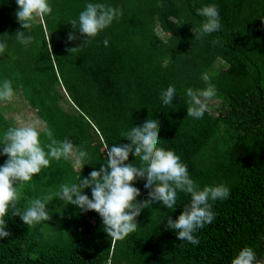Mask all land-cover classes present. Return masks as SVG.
I'll return each instance as SVG.
<instances>
[{
  "label": "trees",
  "instance_id": "1",
  "mask_svg": "<svg viewBox=\"0 0 264 264\" xmlns=\"http://www.w3.org/2000/svg\"><path fill=\"white\" fill-rule=\"evenodd\" d=\"M48 2L52 13L34 25L31 41L19 42L16 56L0 53V84L11 81L13 91L37 111L53 138L68 139L89 154L81 178L100 169L111 146L131 143L122 132L151 118L160 121L158 147L178 155L201 190L223 184L230 194L210 202L215 219L194 233L196 245L177 239V232L167 227L168 219L177 220L191 202L190 194L180 191L174 208L153 203L137 217L134 233L113 241L98 213L84 212L56 195L60 185L78 183L80 172L70 161L49 158V167L20 187L18 208L23 211L31 200L51 197V219L29 227L10 209L5 217L10 236L0 238V264H231L244 247L264 257V0ZM88 3L121 9L123 15L85 45L78 30L69 41L70 21H78ZM212 4L221 28L202 35L206 18L198 10ZM18 10L16 0H0V37L11 27L16 39ZM157 27L169 34L164 46L154 33ZM71 48L79 49L71 54ZM218 58L228 65L220 72L213 67ZM205 73L227 110L217 117L206 110L202 119H194L187 116L186 92L206 89ZM169 86H175L176 96L164 105L160 95ZM60 88L78 116L60 109L65 98ZM1 103L3 139L14 126ZM223 126H235L238 133L230 137ZM40 140L47 152L50 141L44 131ZM218 140L224 147L214 148L203 168L201 153ZM7 160L0 153V166ZM135 162L141 166L130 154L127 163ZM145 183L138 178L133 185L141 192V203L149 198ZM84 194L91 199V188Z\"/></svg>",
  "mask_w": 264,
  "mask_h": 264
},
{
  "label": "clouds",
  "instance_id": "2",
  "mask_svg": "<svg viewBox=\"0 0 264 264\" xmlns=\"http://www.w3.org/2000/svg\"><path fill=\"white\" fill-rule=\"evenodd\" d=\"M16 2L19 6L16 12L17 20L26 30L38 19L43 21L52 13L48 0ZM198 14L206 18L201 29L202 35L220 30V15L215 4L199 9ZM122 15L121 9L103 3H88L85 10L80 12L78 21H70L73 33L69 34L68 39L74 41V33L78 30L86 37L85 45ZM15 38L25 45L32 39L21 31L16 33ZM103 43L108 45L106 39ZM79 48H71L68 51L72 54ZM5 49L6 44L0 42V53ZM202 79L208 85L206 89L189 88L186 92L189 98L187 116L194 119L203 118L209 102L216 95L209 75L203 74ZM175 96V86H169L161 92L160 98L164 105H170ZM13 97L11 81L5 79L0 84V102H10ZM160 130V121L150 118L143 126L122 132L124 139L131 143L111 146L106 153V162L100 169L92 171L90 178L82 179L81 172L86 165L85 161L91 159L82 148H77L68 139L56 140L53 138V132L46 129L44 122L39 120L33 123L21 121L19 126L9 127L0 141V153L8 157L5 164L0 166V238L10 236L5 230V217L9 215L10 209L12 215L20 217L29 227L51 219L47 211V201L51 197L33 199L23 211L18 208V204L20 187L31 182L42 169L49 167V158H52L56 161H70L74 169L80 172L78 183L60 185V191L56 195L84 212L98 213L105 225L104 230L113 241L123 240L134 233L138 228L137 217L143 209L151 207L153 203L162 202L168 209L174 208L177 204V192L180 191L190 194L191 202L184 207L177 220L168 219L167 227L177 232V239L192 245L198 244L199 240L194 233L215 219L210 202L227 199L230 189L220 184L214 187L205 186L201 190L189 177L187 166L181 163L180 157L173 151L158 147ZM41 131L45 132L50 141L46 145L47 152L40 140ZM130 154L139 158L141 166L137 167L136 162L127 163ZM138 178L146 179L145 188L149 190V198L143 203L137 200L141 195L140 190L133 186ZM87 188L92 190L91 199L84 194ZM231 264H264V257L258 258L252 247H244Z\"/></svg>",
  "mask_w": 264,
  "mask_h": 264
},
{
  "label": "rangeland",
  "instance_id": "3",
  "mask_svg": "<svg viewBox=\"0 0 264 264\" xmlns=\"http://www.w3.org/2000/svg\"><path fill=\"white\" fill-rule=\"evenodd\" d=\"M17 20V19H16ZM43 21L41 20H37L33 26L26 30V29H23L21 27V25L19 24L18 20L16 23H13L15 25V27L17 28L18 31H21V32H25V35L26 36H29L28 34L29 33H32L33 32V29H34V25L35 24H39ZM18 24V25H17ZM13 25V26H14ZM0 27H3L1 24H0ZM7 33V36L4 37L2 40H0V42H3L4 44H6V49H5V52L4 54H8L10 56H16V54L18 53L17 49H18V46H19V41L17 39H14L13 36L11 35L12 31H11V27L8 29V32L6 31ZM154 33L157 35V37L161 40L162 42V46H164L166 40L168 39L169 37V34L164 32L160 27H157L155 30H154ZM2 38V37H0ZM227 63L218 58L215 60V63H214V70L216 72H220L224 69L227 68ZM62 89V88H60ZM63 91V95L65 93V91L62 89ZM64 99L63 101L60 102L59 106H60V109L63 111V112H66V113H69L71 114V116L73 117H76L78 116V110L76 108H74L70 98H68V96L64 95ZM1 110H2V113L3 115L6 117V119L9 121V123L11 125H13L14 127L15 126H19L20 122L23 121L24 123H33L37 120L41 121V119L39 118L38 114H37V111L35 109H33L28 103L27 101L21 96V93L16 91L14 92V97L13 99L8 102V101H5L3 103H1ZM207 110L211 113V115L213 117H217L220 112H225L227 110V105L225 104V102L223 100H220L219 98H217L216 96L209 102L208 104V108ZM19 118V119H18ZM42 122V121H41ZM45 126V124H44ZM225 129V131H224ZM42 132V131H41ZM223 133H226L228 136L232 137L231 136V133H235L237 134L238 131L236 129L235 126L231 127V128H225L223 126ZM0 141H2V137L0 136ZM225 143L222 142V140H218V142H214L210 148H208L207 150L203 151L201 153V156L198 160L199 164L203 167V168H207L209 166V159L212 157V155H214L212 153V150L214 148L218 149L219 148H223ZM100 151H104V149H101ZM91 220L93 221V218H91Z\"/></svg>",
  "mask_w": 264,
  "mask_h": 264
}]
</instances>
